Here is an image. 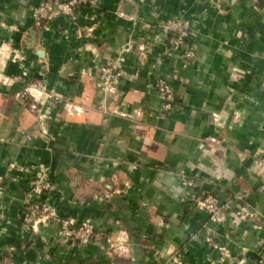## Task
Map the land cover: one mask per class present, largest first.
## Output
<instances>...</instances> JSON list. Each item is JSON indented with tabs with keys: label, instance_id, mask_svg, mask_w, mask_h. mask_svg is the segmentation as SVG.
<instances>
[{
	"label": "crops",
	"instance_id": "1",
	"mask_svg": "<svg viewBox=\"0 0 264 264\" xmlns=\"http://www.w3.org/2000/svg\"><path fill=\"white\" fill-rule=\"evenodd\" d=\"M41 1L0 0V263L250 264L264 255V0H98L78 25L62 18L38 35ZM182 16L196 52L186 69L167 55L165 31ZM110 65L122 68L115 93L97 88ZM158 78L177 99L164 116ZM39 80L61 99L37 112L18 95ZM41 173L62 215L92 218L110 240L67 253L56 228H25ZM185 178L222 203L245 195L260 219L210 222ZM208 235L227 247L223 262Z\"/></svg>",
	"mask_w": 264,
	"mask_h": 264
},
{
	"label": "built area",
	"instance_id": "2",
	"mask_svg": "<svg viewBox=\"0 0 264 264\" xmlns=\"http://www.w3.org/2000/svg\"><path fill=\"white\" fill-rule=\"evenodd\" d=\"M211 1V0H207ZM98 0H42L33 9V31L38 35L50 30L52 22L66 19L69 23L78 25L79 12L85 7H95ZM167 33V55L176 57L184 69L192 66L196 59V52L190 46L194 36L190 20L176 17L165 23ZM121 66L110 65L100 69L97 88L106 93L117 92L121 85ZM153 88L162 100L160 116H164L176 108V96L170 82L166 78H158ZM21 103L31 106L34 111H41L48 101L57 98L50 92L43 81H34L18 95ZM264 163V159L261 160ZM184 184L193 189L189 201L197 213L208 214L209 221L214 224H227L230 222L236 228L240 222L255 221L260 219L259 213L245 201V195H236L229 201L220 202L217 197L204 191L196 190L198 183L194 179H183ZM54 190L51 180L45 173L36 175L31 181V198L24 208L23 224L25 228L39 233L41 227L56 228V239L67 251H79L91 244L104 243L109 235L99 230L92 218L79 219L71 215H62L54 206L48 194ZM258 223V221H256ZM205 243L220 254L223 262L228 254V249L223 244L216 242L211 235L205 238ZM117 246L124 251L123 243L117 241ZM246 253L243 252V255ZM1 264V263H0ZM250 264H264V255L257 254L252 258Z\"/></svg>",
	"mask_w": 264,
	"mask_h": 264
},
{
	"label": "trees",
	"instance_id": "3",
	"mask_svg": "<svg viewBox=\"0 0 264 264\" xmlns=\"http://www.w3.org/2000/svg\"><path fill=\"white\" fill-rule=\"evenodd\" d=\"M103 264H107V263H103Z\"/></svg>",
	"mask_w": 264,
	"mask_h": 264
},
{
	"label": "water",
	"instance_id": "4",
	"mask_svg": "<svg viewBox=\"0 0 264 264\" xmlns=\"http://www.w3.org/2000/svg\"><path fill=\"white\" fill-rule=\"evenodd\" d=\"M34 34H36V33L34 32Z\"/></svg>",
	"mask_w": 264,
	"mask_h": 264
}]
</instances>
